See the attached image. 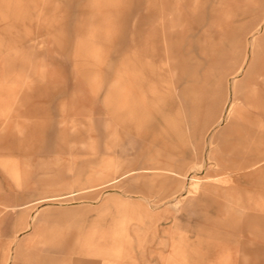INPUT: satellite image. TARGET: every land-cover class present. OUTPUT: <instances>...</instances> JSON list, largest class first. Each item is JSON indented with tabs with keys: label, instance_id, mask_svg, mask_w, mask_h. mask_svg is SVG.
I'll return each mask as SVG.
<instances>
[{
	"label": "rangeland",
	"instance_id": "374dc122",
	"mask_svg": "<svg viewBox=\"0 0 264 264\" xmlns=\"http://www.w3.org/2000/svg\"><path fill=\"white\" fill-rule=\"evenodd\" d=\"M261 37L264 0H0V264H264V150L218 161L264 147Z\"/></svg>",
	"mask_w": 264,
	"mask_h": 264
},
{
	"label": "crops",
	"instance_id": "0c3cea01",
	"mask_svg": "<svg viewBox=\"0 0 264 264\" xmlns=\"http://www.w3.org/2000/svg\"><path fill=\"white\" fill-rule=\"evenodd\" d=\"M259 39H263L264 41V37H261V38H256L254 40V42L252 43V53H251V60H250V71H249V81H253L252 80V76L255 72H257L258 70H262L261 67H259V64L262 65L264 64V44L260 45V44H257V41ZM256 55V59L257 61L252 64V59H253V56ZM261 73H264V72H261ZM264 75V74H263ZM256 80V78H255ZM254 80V81H255ZM246 84V86L248 88L242 90L241 88H238L237 85L234 87V99L235 100H240V101H243L245 103H247L248 105L249 104H252L253 103V100H254V97H255V92H254V89L252 87V84L251 82H249ZM251 85V86H250ZM240 133V131H239ZM241 135V134H240ZM239 135V136H240ZM250 134H246V135H241L240 138H239V141H236L235 142V145H233V147H231V152L233 155V160H230L228 161L229 159H227L226 157L224 156H220L218 158V161L220 162V164H222L223 166H225V168H233V167H237V166H240V167H244V166H247L248 164H250L251 166H255L258 164V162H255V163H243V153L247 150V149H252L253 151H257L259 149H261L262 151L264 150V147H261L259 144L257 143H251L249 144V141L250 140ZM162 169H165V170H168L170 172H175L176 170L173 169V168H167V167H164ZM178 173H180L179 171H177ZM181 175V174H180ZM35 217V216H34ZM32 222H30L28 225L29 226H32ZM28 225H26V228L28 227ZM114 243H118V244H122L123 243V239H118V240H115ZM68 248V247H67ZM66 249V247L62 246L61 248L57 247V248H54V247H50L48 249V254H47V260L50 261V262H53V261H57L61 258V255H57L55 254L56 252H61V251H64ZM89 254L91 255V252L89 251ZM101 254L102 255H105V256H112L111 255V251L110 250H107V249H104L103 251H101ZM12 259H13V253L10 252L6 257H5V260L8 262V261H11L12 262ZM82 258H77L76 259V262H78L77 264H82Z\"/></svg>",
	"mask_w": 264,
	"mask_h": 264
},
{
	"label": "bare ground",
	"instance_id": "6f19581e",
	"mask_svg": "<svg viewBox=\"0 0 264 264\" xmlns=\"http://www.w3.org/2000/svg\"><path fill=\"white\" fill-rule=\"evenodd\" d=\"M256 56V55H255ZM252 64H254V60L252 61ZM240 110H242L241 108H239ZM239 110V111H240ZM237 112H238V110H237ZM234 116V115H233ZM197 182H199V179L197 180ZM196 185H198V183L196 184Z\"/></svg>",
	"mask_w": 264,
	"mask_h": 264
}]
</instances>
